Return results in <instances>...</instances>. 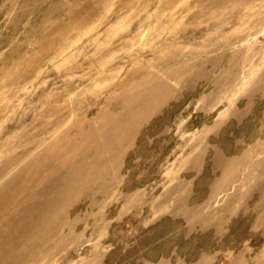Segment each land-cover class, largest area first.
Masks as SVG:
<instances>
[{
	"label": "rangeland",
	"instance_id": "1",
	"mask_svg": "<svg viewBox=\"0 0 264 264\" xmlns=\"http://www.w3.org/2000/svg\"><path fill=\"white\" fill-rule=\"evenodd\" d=\"M0 264H264V0H0Z\"/></svg>",
	"mask_w": 264,
	"mask_h": 264
},
{
	"label": "bare ground",
	"instance_id": "2",
	"mask_svg": "<svg viewBox=\"0 0 264 264\" xmlns=\"http://www.w3.org/2000/svg\"><path fill=\"white\" fill-rule=\"evenodd\" d=\"M143 104H144V103H143ZM143 104L141 103V104H139L138 106L141 108V107L143 106ZM136 109H137V108H135V110H136ZM114 124H115V123H114ZM108 131H109V130H108ZM124 141H125L124 139H121V141L119 142L118 145H123V144L125 145V143L127 144V142L125 141V143H124ZM91 147H92V146L89 145L88 148H87V150H88V151H91ZM121 149H122V147H119V148L115 149V151H114V153L112 154V156H113L114 154H117L116 151H117V152H118V151H121ZM112 156L108 157V159H107V160H104L103 162H104V163H106V162H108V163L111 162ZM104 165H105V164H104ZM10 253H11V252H8L7 254H10ZM16 258H17V257H16ZM16 258H14V259L17 260Z\"/></svg>",
	"mask_w": 264,
	"mask_h": 264
}]
</instances>
